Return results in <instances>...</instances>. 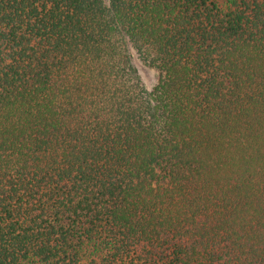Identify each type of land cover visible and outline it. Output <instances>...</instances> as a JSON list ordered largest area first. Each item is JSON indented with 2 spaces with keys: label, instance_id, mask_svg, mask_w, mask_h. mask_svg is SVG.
Segmentation results:
<instances>
[{
  "label": "trees",
  "instance_id": "trees-1",
  "mask_svg": "<svg viewBox=\"0 0 264 264\" xmlns=\"http://www.w3.org/2000/svg\"><path fill=\"white\" fill-rule=\"evenodd\" d=\"M0 264H264V0H0Z\"/></svg>",
  "mask_w": 264,
  "mask_h": 264
},
{
  "label": "rangeland",
  "instance_id": "rangeland-1",
  "mask_svg": "<svg viewBox=\"0 0 264 264\" xmlns=\"http://www.w3.org/2000/svg\"><path fill=\"white\" fill-rule=\"evenodd\" d=\"M133 52V64L138 71L140 79L144 86L148 89H151L158 80V71L154 68L148 67L143 64L138 57L136 56L135 52Z\"/></svg>",
  "mask_w": 264,
  "mask_h": 264
}]
</instances>
